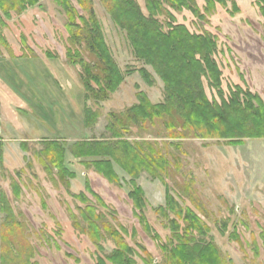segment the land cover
Returning <instances> with one entry per match:
<instances>
[{
	"label": "rangeland",
	"instance_id": "rangeland-1",
	"mask_svg": "<svg viewBox=\"0 0 264 264\" xmlns=\"http://www.w3.org/2000/svg\"><path fill=\"white\" fill-rule=\"evenodd\" d=\"M69 2L79 15L88 17L76 0ZM135 2L147 16L144 0ZM194 3L204 14V0ZM89 6L123 75L116 91L99 103L83 99L79 78L82 71L68 64L66 18L54 0H38L22 14L12 13L10 19H3L0 33L6 45L0 42V191L9 200L16 220L23 224L15 231L2 229L4 216L0 213V258L6 248L19 253L32 248L27 264H97V256L111 252L114 243L108 237L100 243L104 249L100 252L74 226L75 222L82 226L77 208L85 205L71 196L83 193L94 203L86 193L87 182L105 205L96 204V213L104 215L125 243L137 250L135 264H143L140 258L144 254L138 246L153 257L154 263H166L153 239L156 233L163 244L172 240L167 220L157 211L165 204V184L182 207L190 208L209 227L205 240L213 241L223 264H264V140H245L243 146L234 147L217 139L169 140L157 121L142 128L129 127L127 141L153 144L169 162L164 183L143 172L136 179L144 193L142 213L152 230L149 233L128 198L130 178L116 165L118 185L84 168L82 160L67 153L65 166L75 175L69 180L68 191L60 182L55 185L50 181L39 160L43 140L64 141L68 146L77 141L100 140L107 137L109 114L122 115L137 105L139 93L151 104L163 101L162 82L150 66L135 58L125 31L114 23L101 0H90ZM164 7L174 18L173 24L183 25L191 34L206 32L215 36L213 59L222 74L225 97L231 87L238 85L264 103V17L255 0L216 4L211 13L204 14V20L185 9ZM157 21L167 32L169 18L163 15ZM78 50L86 62L95 61L86 49ZM48 52L57 58H46ZM140 69L151 75L152 86L142 80ZM204 88L208 99L218 101L205 82ZM85 106L98 114L91 128L84 127ZM21 142H26L25 151L19 146ZM51 175L56 178L55 170ZM11 178L20 189L18 199L12 194ZM120 228L127 232L124 234ZM233 232L242 245L232 239ZM2 236L6 241H1ZM27 256H22L23 260Z\"/></svg>",
	"mask_w": 264,
	"mask_h": 264
},
{
	"label": "trees",
	"instance_id": "trees-1",
	"mask_svg": "<svg viewBox=\"0 0 264 264\" xmlns=\"http://www.w3.org/2000/svg\"><path fill=\"white\" fill-rule=\"evenodd\" d=\"M66 18L69 47L66 50L68 64L81 68L80 83L84 88V101L103 102L108 95L114 93L123 81V75L111 57L104 41L101 27L90 9V0H76L79 7L88 12L85 18L77 13L69 0H54ZM229 0H204V14L211 13L216 4L225 5ZM264 17V0H255ZM38 0H0V28L5 24L3 19H10L12 13L22 14L28 8L37 4ZM114 23L126 33V38L132 48L133 55L150 66L163 84V101L151 104L143 93L137 95L138 103L130 107L124 114H109V122L105 126L107 137L100 140H83L71 145L59 140H43L39 153L40 164L48 174L53 184L60 182L66 191L69 180L75 175L66 168L65 156L70 154L86 169H93L110 184H119L114 166L119 167L130 178L131 187L128 198L144 230H152L143 215L145 201L143 191L136 184L140 173H147L152 179L164 183L163 176L167 174L169 162L163 153L153 144L143 142L130 143L126 140L129 127H144L146 123L160 122L162 131L169 140L188 138L217 139L228 146H243L245 140H264V103L257 96L244 91L236 85L228 90L225 97L221 88V71L213 59L216 52V38L209 33L191 34L183 25H175L174 18L164 5L173 10L185 9L193 16L204 20L194 0H144L147 16H144L135 0H101ZM234 9H236L234 5ZM169 18L168 31L163 32L157 17ZM0 42L6 45L0 34ZM78 48H84L95 59L86 62ZM46 58L57 57L48 52ZM142 80L152 86L153 79L145 70L140 69ZM204 82L215 98L208 99ZM98 114L85 106L84 127L91 128L96 123ZM141 124V125H140ZM144 146L146 148H144ZM20 147L26 150V142ZM2 162L0 154V164ZM30 165L28 164V167ZM55 170L56 178L51 175ZM12 194L15 199L20 196V189L11 178ZM86 194L72 195L84 208L78 207L82 226L77 222L74 226L88 237L96 249L104 252L100 245L105 237L113 243L114 248L108 254L97 256V264H135L133 259L137 250L130 247L117 230L112 228L102 214H97L95 205L105 207L102 200L85 182ZM165 204L157 211L167 220L172 231V240L168 244L161 243L158 234L153 239L165 255V264H223L219 249L209 238L205 240L210 229L201 219L187 207H182L170 193L165 184ZM0 213L4 216L2 229L15 231L21 228L16 220L10 202L0 191ZM172 216V219L169 216ZM18 217H22L18 214ZM74 219V216H71ZM183 224V228L180 227ZM225 228V224H223ZM181 230V232H179ZM124 234L127 232L120 228ZM232 239L242 245L235 232ZM2 236L1 241H6ZM175 241V243L173 242ZM143 254V264L154 263L153 257L141 246L136 247ZM1 254V264H27L32 256V248L22 253L8 248ZM257 253V248L254 246ZM29 255L23 260L22 256ZM31 254V256H30Z\"/></svg>",
	"mask_w": 264,
	"mask_h": 264
},
{
	"label": "crops",
	"instance_id": "crops-1",
	"mask_svg": "<svg viewBox=\"0 0 264 264\" xmlns=\"http://www.w3.org/2000/svg\"><path fill=\"white\" fill-rule=\"evenodd\" d=\"M1 15V14H0ZM1 34V33H0ZM19 146H20V144H19Z\"/></svg>",
	"mask_w": 264,
	"mask_h": 264
}]
</instances>
